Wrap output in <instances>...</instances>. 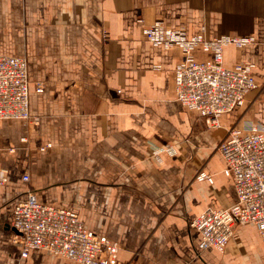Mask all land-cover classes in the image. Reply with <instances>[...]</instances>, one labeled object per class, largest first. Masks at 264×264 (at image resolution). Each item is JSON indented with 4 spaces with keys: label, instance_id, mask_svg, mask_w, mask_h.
<instances>
[{
    "label": "crops",
    "instance_id": "crops-1",
    "mask_svg": "<svg viewBox=\"0 0 264 264\" xmlns=\"http://www.w3.org/2000/svg\"><path fill=\"white\" fill-rule=\"evenodd\" d=\"M155 20L208 39L253 37L224 48L225 65L253 64L257 87L219 127L175 99L181 53L145 39ZM0 53L27 59L39 117L36 126L0 119V264H75L41 248L21 256L10 221L28 190L116 241L117 264H264L254 224L236 225L223 252L200 248L190 225L236 199L218 142L230 127L264 126V0H0ZM200 170L213 182L197 180Z\"/></svg>",
    "mask_w": 264,
    "mask_h": 264
},
{
    "label": "built area",
    "instance_id": "built-area-1",
    "mask_svg": "<svg viewBox=\"0 0 264 264\" xmlns=\"http://www.w3.org/2000/svg\"><path fill=\"white\" fill-rule=\"evenodd\" d=\"M142 34L153 46L180 50L173 69L174 97L201 117L208 129L219 127L222 116L241 108L247 93L257 87L252 63L238 61L228 66L223 62L225 46L243 47L253 40L252 36L223 34L208 39L203 32L189 34L185 27H170L162 20L144 26ZM102 37L107 38L106 30ZM199 50L210 52L211 57L199 59ZM34 88L40 92L43 85L37 82ZM0 119H15L27 126L39 122L29 110L28 64L23 56L0 53ZM51 146L46 142L39 149ZM216 148L225 163L222 172L233 180L236 199L225 207L207 208L191 220L190 225L201 237L200 248L223 252L235 226L246 223L256 226L264 244V126L248 123L230 127ZM195 178L213 182V176L203 170ZM5 181L6 177L0 175V183ZM10 225L14 241L21 245V256L41 248L75 264L119 261L116 241L87 229L71 209L40 202L33 190L15 203Z\"/></svg>",
    "mask_w": 264,
    "mask_h": 264
}]
</instances>
